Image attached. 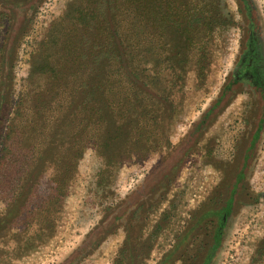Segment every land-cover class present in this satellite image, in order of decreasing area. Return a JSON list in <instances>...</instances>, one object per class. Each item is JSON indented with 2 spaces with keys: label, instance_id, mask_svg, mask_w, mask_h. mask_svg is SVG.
Here are the masks:
<instances>
[{
  "label": "rangeland",
  "instance_id": "rangeland-1",
  "mask_svg": "<svg viewBox=\"0 0 264 264\" xmlns=\"http://www.w3.org/2000/svg\"><path fill=\"white\" fill-rule=\"evenodd\" d=\"M106 4L0 0V89L12 98L9 117L31 107L18 152L27 164L40 158L12 210L0 186V264H264V0H142L150 36L126 28L136 56L130 75L102 61L90 71L80 51L62 54L65 34L76 31L78 41L85 25L94 30ZM162 9L179 11L181 26L157 27ZM168 53L175 65L155 68ZM58 62L76 81L97 73L104 87L90 104L104 90L112 100L109 120L76 141L90 87L54 84ZM75 90L68 114L63 92ZM85 142L50 206L55 156L70 169Z\"/></svg>",
  "mask_w": 264,
  "mask_h": 264
},
{
  "label": "trees",
  "instance_id": "trees-1",
  "mask_svg": "<svg viewBox=\"0 0 264 264\" xmlns=\"http://www.w3.org/2000/svg\"><path fill=\"white\" fill-rule=\"evenodd\" d=\"M2 2L6 3L8 2V0H2ZM105 2L107 3L106 8L104 10H101L100 12L101 13L99 15L100 24L98 25V27H96L93 30L90 29V24L85 25L86 29L83 26V28L85 29L84 35L78 41L74 40V38L72 37V34L76 31L70 29L65 34V38L61 50L62 54L65 53L66 56H70V55H75L76 51H80L78 58L83 57V60L86 59L84 63L86 64V67L90 68V71L92 70L93 67H96L98 65L99 61L100 63L102 61L110 67L109 68L110 70L115 69V67L118 66V68L120 69L118 70V72L122 73L123 75H127L128 73L130 75V73L132 72L131 71L132 65H129V58L132 56L134 57L136 56L134 53L133 40H131L130 38L131 33L127 31V29L131 30L129 25H135L136 30L134 34H136V37L148 36V35L150 36L149 33L150 19H149L148 9L146 8V6L140 5L142 0H105ZM143 2H145V0H143ZM118 4H121V6H118ZM21 6H26V5H21ZM158 18H159V22H158ZM158 18L157 20H155V25H157V27L159 28L161 27L162 30L168 28V27L165 28V26L168 25L167 23H165V25L162 26L164 21L169 22L170 25L175 27H180L181 26L180 23L184 21V18L180 15V12L174 9L173 10L162 9V11L159 12ZM203 24L207 25V23H203ZM185 30L186 27L183 28V31ZM90 31H94L93 33L94 39H91L89 37L88 33ZM166 42L167 45L171 44L168 41ZM158 43L161 46V42L158 41ZM161 59L162 61H160ZM161 59H156L155 68L158 67V65H161V63L166 64V66L175 65L174 63H172L173 62L172 57L169 53L166 55L164 54V56L162 55ZM51 66L53 72H51L48 77L50 80L54 82V84L58 85L64 83V86H66L68 84H74V83L80 85L82 82L83 86L86 85V87H90L88 90L87 89L85 90L86 97L81 101L79 106L82 111L81 114L82 117H80V119L79 118L76 119L75 128L77 132L73 136V139L75 141L81 139L83 134L89 128H91L96 124H99L100 121L109 120L110 109H111L110 105H112V100L110 101V96L106 95V93H108L109 90H104V96L98 99V101L96 99L93 102V104H90L92 100V95L98 92V90L101 87H104V83L99 81L97 73L92 74L90 72V75L83 80L79 76L78 80L76 81L74 75L78 76L79 75L78 73L64 72L65 76L61 75V68L58 69V67L60 66V62H58V64H56L55 66L54 65ZM129 67L131 68L130 72L126 70ZM134 71H136V69ZM127 86L129 87L130 85L128 84ZM4 90L5 88L1 87L0 135L3 134L2 132L5 128L3 126V122H5V119L6 121L9 120L10 122L9 125L7 126V133L5 134V139L7 142L6 145L2 148V151L4 152L0 155V186H3L8 190L6 196L9 198V201H7V207H8L7 209L9 211L10 209L12 210L16 206V204L20 202L22 197L23 196L25 197V195L27 194L28 192L27 185L29 181L33 179L34 174L36 172L35 168H33V164L37 163L40 158L36 159V155L33 154L32 163L27 164L25 161L27 159V155H25V153L18 152L19 138L21 137L22 132L25 130V128L26 130L27 128H29V127H25L24 124V123H28L27 119L29 117H26L25 119L24 116L26 115V113H33V111L31 110V107H25L26 109H28L25 111V108L21 109V107L19 106V107H15L13 111V113L14 112L15 113L12 115V117H9V112H11L12 110V106H11L12 98L11 95H8V93ZM54 91L55 89L50 93V96H54L52 94ZM76 91L77 90L71 92H63L66 94L68 93L69 95V106L67 107L66 110V113L68 114H74L71 113V110L73 111L71 101ZM59 93L60 95L62 94V92ZM48 104L54 105L53 102H50ZM53 108H54L53 106H51L50 108L52 112L51 115L54 119V122L52 123V128L56 126L58 122L55 121V118H59L56 117L57 110L55 113H53ZM18 113L21 115L16 117V114L18 115ZM20 116L22 117L20 118ZM49 119L50 117L49 118L46 117L45 121H49ZM51 121L52 118L50 119V122ZM114 138H116V136L109 137L110 144L108 143L106 144L111 145L113 143L111 140H113ZM87 142H85L84 145L78 144L77 151L72 153L73 158L71 161L70 169H68L67 166L62 165V163L59 161V158L57 160L55 156L54 162H58V163H56V165L54 166V173L49 178L53 185L52 187L53 191L49 197L50 206L55 205L64 196L68 188V185L73 179L74 176L73 174L77 169L78 159L83 155V152L86 149ZM108 145H106V147ZM42 174L43 172L41 173V175ZM43 177L39 176L38 184L41 182V179Z\"/></svg>",
  "mask_w": 264,
  "mask_h": 264
}]
</instances>
